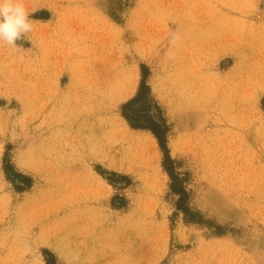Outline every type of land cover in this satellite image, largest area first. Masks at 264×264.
<instances>
[{
	"label": "rangeland",
	"instance_id": "obj_1",
	"mask_svg": "<svg viewBox=\"0 0 264 264\" xmlns=\"http://www.w3.org/2000/svg\"><path fill=\"white\" fill-rule=\"evenodd\" d=\"M23 4L0 264H264V0Z\"/></svg>",
	"mask_w": 264,
	"mask_h": 264
},
{
	"label": "clouds",
	"instance_id": "obj_2",
	"mask_svg": "<svg viewBox=\"0 0 264 264\" xmlns=\"http://www.w3.org/2000/svg\"><path fill=\"white\" fill-rule=\"evenodd\" d=\"M23 0H0V45L17 47L33 29Z\"/></svg>",
	"mask_w": 264,
	"mask_h": 264
},
{
	"label": "bare ground",
	"instance_id": "obj_3",
	"mask_svg": "<svg viewBox=\"0 0 264 264\" xmlns=\"http://www.w3.org/2000/svg\"><path fill=\"white\" fill-rule=\"evenodd\" d=\"M43 107H41L42 109ZM94 223L92 222L90 225H88L87 223L85 224H80V225H69L66 229L64 230H55L54 232H52V236L54 238H60V237H67L69 240H71L72 242H74V244H77L78 247L82 246L83 247V236L86 233V230L88 231L89 229H92L94 227ZM96 248V244H92V246L90 247L91 251H94Z\"/></svg>",
	"mask_w": 264,
	"mask_h": 264
}]
</instances>
